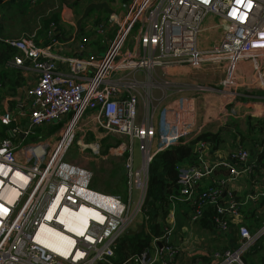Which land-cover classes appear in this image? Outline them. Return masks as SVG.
Instances as JSON below:
<instances>
[{
  "label": "built area",
  "instance_id": "obj_1",
  "mask_svg": "<svg viewBox=\"0 0 264 264\" xmlns=\"http://www.w3.org/2000/svg\"><path fill=\"white\" fill-rule=\"evenodd\" d=\"M208 16L216 18L221 37L202 48L198 39ZM113 28L103 54L64 56L54 35L46 44H37L33 35L5 40L17 51L12 63L24 70L31 68L35 82L26 88L32 99L28 125L11 127L8 137L0 141V264H172L180 250L171 244L176 204L184 200L192 204L188 220L193 223L201 217L202 198L216 206L217 230L227 234L236 229L239 236L234 249L212 252L215 264H242L241 256L264 234V220L260 229L251 232L241 222L232 190L226 188L237 176L254 170L255 159L241 144L211 158V143L197 140L194 160L177 164L178 193L169 197L171 207L161 235L151 236L147 247L124 261L116 260V247L126 230L137 224L148 231L141 207L153 156L173 145L189 143L202 133L180 115L170 118L162 112L156 126L151 113L140 116L141 105L148 110L151 107L152 90L158 83L164 84L156 69L165 72L180 65L222 68L226 77L221 81L223 90L234 98L237 63L249 61L264 69V0H131L123 15L110 13L96 25L100 34ZM129 37L131 49L125 48ZM85 41L88 39L82 36L77 52L86 49ZM56 61L64 62L69 72L58 71ZM256 68L255 73L260 70ZM0 120L8 124L11 118L4 113ZM50 123L62 124L53 150L42 152L46 144L42 140L23 147H19L23 140L15 143L13 138L27 137ZM85 132L92 134L91 141H85ZM109 136L128 138V144L120 142L115 148L119 156L125 153L126 200L93 188L92 172L65 159L74 141L80 157L98 156L101 142ZM134 142L141 153L138 167H134ZM217 167L227 168L230 176L197 195L195 187L211 178ZM249 196L257 200L264 192ZM222 198L227 205L219 203ZM82 206L95 208L102 220L90 221L85 235L76 237L68 258L50 252L36 239L41 224L65 231L58 215L63 209L76 211ZM51 208L54 210L48 216ZM76 250L82 253L77 259L72 256Z\"/></svg>",
  "mask_w": 264,
  "mask_h": 264
},
{
  "label": "crops",
  "instance_id": "obj_2",
  "mask_svg": "<svg viewBox=\"0 0 264 264\" xmlns=\"http://www.w3.org/2000/svg\"><path fill=\"white\" fill-rule=\"evenodd\" d=\"M5 1L6 0L0 2V5ZM71 1L73 0H68V2L66 0H36L34 6L32 5V8L36 7L48 10L50 3H56L59 5L62 2L59 14L60 22L59 25L53 28V35L61 44V50L59 53L64 56L86 55L90 52L99 54V52L94 50L92 47V37L89 36L86 30L90 27V21L99 23L102 20H106V17L110 13L105 10H96L91 16L90 21H88V24L85 23L83 28L82 23L79 32L76 34V21L86 5L90 2L105 1L108 3L109 8L113 11L112 13L123 15L131 0H78L75 7H68L67 3L69 4ZM5 14L6 16H9V13ZM2 17H4V13L0 12V18ZM96 19H98V21H96ZM205 20H207V22L204 23L205 26L203 25L202 33L198 39V44L202 48L211 46L221 37V31L219 27L215 25L217 20L214 22V26L212 25V21L214 19ZM206 27H208V29ZM40 36V38L38 37V41L41 44H46L50 41V37L48 38L46 33H43V36ZM82 36H87L88 43L86 49L81 53L77 52L76 49L77 43L81 40ZM111 36L112 35H110V37ZM56 63L58 71L61 73L69 72L67 65L64 62L56 61ZM9 64L11 65L10 67L13 68L14 72L10 76V79L0 88V116L4 113H8L11 121L8 124H3H11L23 129L28 125L29 112L32 105V99L26 95V88L34 84L35 73L31 68L24 70L20 66L14 65L12 61ZM249 66L251 67L253 74H255L256 64L249 61H241L237 63L235 71L239 75L244 76L246 72L250 71ZM157 75L160 77V80H167L168 82L164 85H160L158 83L156 88L152 90L153 98L150 103L151 107L149 110L146 105L144 107L141 105L140 109V114L141 112L144 113L143 117L148 116L149 113L152 114L155 126L157 125L160 114L162 112H166L170 118H174L175 115H180L182 120L190 121L194 127L199 128L200 132H219L222 134V139L225 141L227 130L231 127L229 120L232 119V121H234V119H238L241 121L243 116L244 118L248 116L257 119H264V95L259 92V90L253 91V93H249L250 90H245V93H237L236 89L234 91L236 92V95H234L233 99H231V94L227 92L229 97H226V102H224L222 100V94L215 93L218 92V90H215L210 86L207 87L208 85H193L195 83L193 78H199L201 76L207 78V81H210V83L211 81L218 80V83L220 84L223 78L222 76L225 75V71L222 68H211L208 65L201 68L190 65H180L168 67L165 72L161 71ZM236 76L239 77L238 75ZM172 83L176 84L174 89L172 91L167 90L166 87ZM194 90L198 91L197 93H200L196 97L193 96ZM157 91H159V93H157ZM257 92H259V94H257ZM263 119H261V121ZM47 125H51L54 128L57 124H43L38 129L47 130ZM59 125L61 128L62 124ZM51 129L52 128H50L47 133H49ZM25 138L26 137L21 134L17 136V138L13 139L14 141L16 140L17 142H20ZM263 143L264 140L262 145H260L259 150L262 148L264 149ZM235 144L240 143H229L227 144V147L225 145L215 149H213L211 144V158H216L219 153L220 156H223L224 153L231 149ZM242 146L246 148L244 145ZM17 156L19 159H22L21 154L18 153ZM187 161H184L183 163L190 162ZM262 177L264 176H260L258 173L237 176L230 182V187L234 189L239 196H243L246 192H248V190L254 191L256 185H259V178ZM209 179L210 178H207L199 185H206L209 182ZM99 191L116 195L113 192L105 191L103 189ZM245 198L246 201L244 200V202H242V206L244 205L245 207L246 205L247 209H253V213L255 215H257L258 212L260 214V208L255 204L256 201H252L253 204H251L252 202L250 203V196H246ZM179 209H181V207L177 208L174 214L175 227L171 236V244L178 246L180 250L172 260V264H215V260L211 255L212 252L217 249L218 245H222V243L225 242V247L222 246V249L225 250L234 249L238 246L239 236L236 229L231 230L227 234L220 233L219 231H217V233H213L207 231L206 229H202L196 223V230H193V228L191 229L188 225L189 220H187L185 214L183 215L181 213L183 210L178 212ZM241 216V222L249 225L251 219L250 215L241 214ZM41 229H43L49 237L41 238L37 236V239L41 243L60 254H67L73 244L72 239L66 235L67 233L64 234L44 225H42ZM242 264L244 263L242 262Z\"/></svg>",
  "mask_w": 264,
  "mask_h": 264
},
{
  "label": "trees",
  "instance_id": "obj_3",
  "mask_svg": "<svg viewBox=\"0 0 264 264\" xmlns=\"http://www.w3.org/2000/svg\"><path fill=\"white\" fill-rule=\"evenodd\" d=\"M13 0H6L5 2H10ZM18 3L26 2L28 3V9H20L18 13H24V19L27 18V14L30 12L33 13L30 18V27L25 28L19 27L13 30H9L4 21V17L0 18V88L10 79V76L13 74L14 70L10 66V62L13 61L14 55L17 53L16 49L9 45L5 40L21 38L33 35L37 44H41L38 41V37L40 38L43 33L48 35V38L53 35V28L59 25L60 22V10L62 7V2L57 5L56 3H50V7L48 10L39 9L36 7L32 8V5L36 3L31 0H17ZM68 2V0H66ZM4 2V3H5ZM78 0H73L67 3L68 7H75ZM91 3V2H90ZM3 4V3H2ZM1 4V5H2ZM46 10V11H45ZM19 14V15H21ZM82 33V31H81ZM17 37H13V36ZM87 38V36H86ZM88 39V38H87ZM87 45L88 41L84 42ZM246 123L250 124L253 121H261V119H257L254 117H246ZM252 125L250 124V127ZM13 127V125H4L0 122V141L8 137V130ZM253 127V126H252ZM114 139L115 144L117 145L121 141L115 137H111ZM206 140L212 144L213 149L218 148L220 142H223L222 134L219 132L205 131L200 133L196 139L190 141L186 144H177L173 145L168 149H164L162 151L157 152L152 160L149 163L148 168V182L146 188L145 199L141 207V214L143 219L146 221L148 226V231L142 230L137 234H124L118 241L116 247V260L124 261L128 257L138 254L145 247L149 245L151 236L161 235L163 231V226L165 224V220L167 218L169 209L171 207L169 197L173 194L178 193V177L179 172L177 169V164H180L184 161L192 162L194 160V152L193 146L197 140ZM245 136L243 135V140H245ZM107 138L103 139V152H107L108 144H104V141ZM260 146V144H259ZM250 151V150H249ZM255 151V150H254ZM250 151V155L255 159V167L254 171L250 174L258 173L260 176H264V149H260L257 147L256 152ZM187 161V162H188ZM218 168V169H217ZM212 177L209 179V182L206 185L200 186L197 185L195 187V193L197 195H203L209 189H213L216 186H219L221 180L227 179L230 176V171L225 167H217ZM249 174V175H250ZM93 183V182H92ZM93 187V185H92ZM94 188V187H93ZM227 189H231L234 199L239 207V211L243 215H250V223L247 224V227L251 232L256 231L259 226L262 225L264 220L263 216H258L253 213V209H247L242 206V202L246 199V196L253 195L255 190L246 192L243 196H239L234 189L230 187V183L226 187ZM97 190H101V188H95ZM129 189V184H128ZM111 192L117 194L118 191L116 189H111ZM128 196V194H127ZM127 199V197H126ZM125 199V200H126ZM258 201L255 203L259 208L263 207L264 209V197H258ZM192 201V200H191ZM198 201V199H197ZM204 201V202H203ZM246 201V200H245ZM201 202V210L202 214L195 222L202 229H206L209 232L217 233V223L215 218L217 216L216 206L215 204L209 203L205 198H202ZM219 203L223 206L227 205L224 198L219 199ZM258 203V204H257ZM253 204V202H252ZM181 213L189 219V215L192 212V204L187 201L177 202L176 209L180 208ZM255 208V207H254ZM175 209V211H176ZM186 211V212H185ZM219 216V215H218ZM220 219H226L224 216H219ZM264 235H261L256 239V241L249 247V249L244 252L241 256V260L244 264H264V248L263 242L261 238ZM225 250V249H224ZM217 251V249L215 250ZM219 251V250H218ZM221 252V251H220ZM212 256V255H211ZM257 256L258 263L252 262L253 257ZM213 258V257H212ZM214 259V258H213ZM215 260V259H214ZM128 264H137L135 261H130Z\"/></svg>",
  "mask_w": 264,
  "mask_h": 264
},
{
  "label": "rangeland",
  "instance_id": "obj_4",
  "mask_svg": "<svg viewBox=\"0 0 264 264\" xmlns=\"http://www.w3.org/2000/svg\"><path fill=\"white\" fill-rule=\"evenodd\" d=\"M28 5L29 4L26 2L18 3L17 0H13V1H10L7 3L3 2V4L0 5V12L4 13V16H6L5 13H9L8 14L9 16H6L3 18L5 21V25L9 30H13V29L19 28V27H23V28H25L24 30H26V28L30 27V24H31L30 18H31V15H33V13L30 12L29 14H27L26 19H24V13L23 14H21V12L18 13L20 11L19 8L24 7L22 9L27 10ZM95 11L96 10H92L89 13V15L83 20V28H84L85 23L88 24V21H90L91 16L95 13ZM19 14H21V15H19ZM208 19H216V18L212 17V16H208ZM215 21L216 20L212 21L213 25H214ZM205 22H207V20H205L203 22V25ZM90 25L91 26L89 28H87L86 32L89 34V36L92 37V42H91L92 47L94 48V50L98 51L99 54H103L104 51L106 50L107 46H108V38L114 32L115 27L111 31H108V29H106L104 33L100 34V33H97V31H96V25H97L96 22L90 21ZM206 28L208 29V27H206ZM13 37H17V36H13ZM132 44H133L132 39L129 37L125 42V48L131 49ZM256 67H258L260 69L259 72L261 71L262 75H260V73L258 71L255 73L256 75H254L251 67H250V71L246 72L244 76H241L236 72V75L239 76V77H237V85L235 88V90L237 89V93H242V92L245 93L244 92L245 90H250L249 93H253V91L259 90V92H261L264 95V69L262 70L260 68L261 65H259V64L256 65ZM160 72L161 71L159 69H156L157 74H159ZM223 78H226V77H223ZM193 80L195 81V83L193 85H208L207 87L210 86V87L214 88L215 90H218V92H215V93L222 94V100L224 102H226V97H229L227 92L223 91V86L221 83L220 84L218 83V80L211 81V83H210V81H207V78H205L203 76H201L199 78L194 77ZM167 82H168L167 80H164V84H166ZM166 89L169 91H172L174 89V87L168 85L166 87ZM197 92L198 91H195V90L193 91L194 97H196L200 94ZM259 92H257V94H259ZM157 93H159V91H157ZM151 97H152V94H151ZM151 102H152V98H151ZM139 107H140V105H139ZM140 116L143 118L144 113L141 112ZM261 119H263V118H261ZM229 121H230L231 127L227 130V135L225 137V141L220 142V144L218 146L221 147V146L226 145V147H227V144L236 142V143H240L241 145H244L248 150H250V151L255 150L254 152H256L257 147H260L259 144L262 145V142L264 140V119L262 121L250 122V124L253 127L252 126L250 127V124L246 123V120H244V117H242L241 121L238 119H234V121H232V119H231ZM50 128H52L51 131L49 133H47V131H49ZM59 129H60V125H56V127H54V128L51 125H47V130H39V129L36 130L35 129L32 134L28 135L19 144V147H23V146H26L28 144L42 140L43 142H46V144L42 148V152H44V151L49 152L55 148L56 143L54 142V140L57 139L56 136L58 135ZM79 133L76 134L77 135L76 139L79 138V136H80ZM243 135L246 138L245 140H243ZM54 137H56V138L54 140H52ZM111 137H113V136L107 137V140L104 141V144L109 145L107 148V152H105V153L103 152V141H102L100 151H99V155L88 157L87 159L80 157V153L77 151L78 146L75 143L76 141H74L72 146L69 148L68 152L66 153L65 159L67 161H74L77 164L83 165L84 167L88 168L93 174L92 185L94 188H101V189H103L105 191H109V192H111L110 191L111 189H116L118 191L116 196L122 200H125L127 197V194H128V180H127V176L125 174L124 167H123V164H124L123 162L125 159V153L123 154V156H119V154L117 153L118 151L115 150V148H117L119 143L116 145L114 139ZM92 138H93L92 134H90L89 132H85V139H86L85 141L89 142L92 140ZM115 138L119 139V141H121V142L128 144V138L127 137H116L115 136ZM15 143L18 144L16 140H15ZM263 146H264V143H263ZM109 147H111V148H109ZM32 152L35 153V151H32ZM87 152H89V151H87ZM133 152H134V159H135L134 167H136V166L138 167L140 162H141V153H140V150L138 149L137 142H134ZM33 161H35V159ZM258 183H259V185H256L255 191H256V193L260 194L261 192H264V177L259 178ZM133 185L134 184L132 183L131 186L134 187ZM133 190H135V189H133ZM134 195H136V191H134ZM258 200H259L258 198H257V200H251L250 203L252 201L257 202ZM251 204H250V206H251ZM250 206H248V207H250ZM245 207H246V205H245ZM257 215H261V216L264 215L263 207L260 208V214L258 212ZM195 224L196 223H189V221H188V225L191 227V229L193 228V230H196ZM243 225L247 226V224H244V223H243ZM261 227L259 226V229ZM174 232H176V231H174ZM261 240L264 241V236L261 238ZM225 244H226L225 242H223L222 245L217 244L218 245L217 251L218 250L223 251L224 249H222V248L225 247ZM263 248H264V242H263ZM258 259L259 258L257 256H255V257H253V260H251V261L258 263Z\"/></svg>",
  "mask_w": 264,
  "mask_h": 264
},
{
  "label": "bare ground",
  "instance_id": "obj_5",
  "mask_svg": "<svg viewBox=\"0 0 264 264\" xmlns=\"http://www.w3.org/2000/svg\"><path fill=\"white\" fill-rule=\"evenodd\" d=\"M96 202L100 203V201H96ZM53 210H54V208L50 209L48 216H51ZM58 218L63 222L65 231H60L58 229L49 227L46 224H41L39 227V233L37 236H39L41 238H49L47 233H45V231L43 229H41L42 225L49 227L50 229H55L57 231H60L64 234L67 233L66 235H68L73 241V244H72L71 248L69 249V251L67 252V254H60V253L50 249L48 246H46L45 244L42 243L44 246L48 247L50 252L56 253V254L64 257V258H68L70 253L74 249L76 237H82L83 235H85L86 229L88 228L90 221L92 219H94L95 221H101L102 220L101 214L95 208L88 207V206H82L76 211H69L67 209H63L61 211V213L58 215ZM36 239H37V237H36ZM73 252L74 253L72 256L76 259L78 257H80V255H82L81 251L76 250Z\"/></svg>",
  "mask_w": 264,
  "mask_h": 264
},
{
  "label": "water",
  "instance_id": "obj_6",
  "mask_svg": "<svg viewBox=\"0 0 264 264\" xmlns=\"http://www.w3.org/2000/svg\"><path fill=\"white\" fill-rule=\"evenodd\" d=\"M4 0H0V2H2ZM92 10H105L109 13H112L113 11L109 8V5L107 2L105 1H96V2H91L88 5L85 6L83 12L81 13V15L78 17L77 21H76V34L79 32L81 25L83 23V20L89 15V13ZM143 230V225L142 224H137L135 229H128L126 230L125 234H137L140 233ZM161 244L159 243V246Z\"/></svg>",
  "mask_w": 264,
  "mask_h": 264
}]
</instances>
